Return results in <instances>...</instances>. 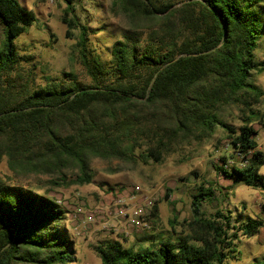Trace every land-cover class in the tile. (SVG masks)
Wrapping results in <instances>:
<instances>
[{
	"label": "trees",
	"instance_id": "16d2710c",
	"mask_svg": "<svg viewBox=\"0 0 264 264\" xmlns=\"http://www.w3.org/2000/svg\"><path fill=\"white\" fill-rule=\"evenodd\" d=\"M62 1L67 34L79 32V59L90 84L47 78L32 87L29 79H12L23 78L16 41L35 15L16 0H0V162L6 158L13 182L0 178V264L76 261L63 226L67 211L45 186L89 185L95 161H118L115 172L138 158L161 162L221 129L232 149L217 167L222 176L264 188V153L254 128L264 121L257 109L264 88L255 82L264 72L256 56L264 40V0H111L110 12L128 30L112 44L109 64L89 49V27L76 15L75 0ZM144 31L149 38L143 43ZM231 107L240 114L238 128L224 120ZM230 159L242 162L229 165ZM34 179L46 185L25 186ZM214 197L203 185L193 195L188 238H161L137 250L108 241L95 251L102 264H226L238 252L237 234L227 229L253 237L264 222L247 218L232 226V216L218 212V223L203 212ZM157 213L155 204L150 217ZM250 264H264V256Z\"/></svg>",
	"mask_w": 264,
	"mask_h": 264
},
{
	"label": "rangeland",
	"instance_id": "374dc122",
	"mask_svg": "<svg viewBox=\"0 0 264 264\" xmlns=\"http://www.w3.org/2000/svg\"><path fill=\"white\" fill-rule=\"evenodd\" d=\"M16 1L35 15V21L16 41L22 58L18 72L23 78L14 74L12 79L19 83H26L29 79L32 87L34 84L43 85L47 78L67 82L74 79L90 84L91 80L79 59V32L76 30L70 36L67 34L68 27L63 19L66 4L62 0ZM110 5L111 0H75L76 15L89 27V49L107 64L111 61L112 44L122 39L128 30L125 20L110 12ZM260 5L263 17L264 2ZM148 33L142 32L143 43L149 38ZM2 36L3 27L0 24V39ZM256 56L257 60H264V40L258 46ZM255 82L264 88V72L256 75ZM257 109L264 114V99ZM224 120L236 128L242 124L240 114L234 107L225 111ZM254 128L258 133V150L264 153V121L255 122ZM231 152L226 134L218 129L211 138L202 143L193 142L175 153L165 155L161 162L154 159L144 162L138 158L137 163L120 164L124 169L115 172L112 169H118V161H95L91 184L52 190L45 186V191L48 189V194L67 211L63 226L74 242L76 261L72 264H102L95 247L108 241H120L125 247L137 250L161 238H188L190 231L187 223L193 220L192 198L202 185L215 192L214 199L203 205V212L208 218L222 223L215 217L216 213L222 212L232 216V226H239L247 218L264 222V188L226 180L217 169L222 165V157L228 158ZM241 162L240 159H230L229 165ZM261 173L264 174V167ZM11 177L7 160L3 158L0 178L13 183ZM45 182V179H34L25 186L37 188ZM134 187L141 189L138 199L151 197L158 207L157 216L146 219L145 229L130 230L123 222L108 216L101 218L100 215H97L95 222H87L89 214L111 207L112 193L118 195ZM168 190L169 200L166 199ZM227 230L231 236L237 234L234 249L238 252L231 253L233 258L226 264H250L264 256V227L260 234L253 237L234 229Z\"/></svg>",
	"mask_w": 264,
	"mask_h": 264
},
{
	"label": "built area",
	"instance_id": "2783aa9c",
	"mask_svg": "<svg viewBox=\"0 0 264 264\" xmlns=\"http://www.w3.org/2000/svg\"><path fill=\"white\" fill-rule=\"evenodd\" d=\"M112 194L111 207L108 209L105 207L89 214L87 222H95L97 215H100L101 218L108 216L119 220L130 230L140 231L145 229L147 227L146 219L152 215V210L155 206L154 200L147 196L138 199L141 196L140 187H134L130 191H123L118 195Z\"/></svg>",
	"mask_w": 264,
	"mask_h": 264
}]
</instances>
